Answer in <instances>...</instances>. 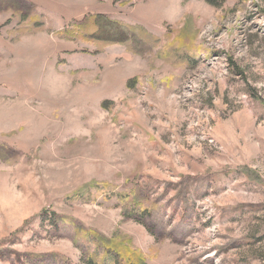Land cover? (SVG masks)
Listing matches in <instances>:
<instances>
[{
	"label": "rangeland",
	"instance_id": "374dc122",
	"mask_svg": "<svg viewBox=\"0 0 264 264\" xmlns=\"http://www.w3.org/2000/svg\"><path fill=\"white\" fill-rule=\"evenodd\" d=\"M0 264H264V0H0Z\"/></svg>",
	"mask_w": 264,
	"mask_h": 264
},
{
	"label": "trees",
	"instance_id": "16d2710c",
	"mask_svg": "<svg viewBox=\"0 0 264 264\" xmlns=\"http://www.w3.org/2000/svg\"><path fill=\"white\" fill-rule=\"evenodd\" d=\"M211 3H213V2H211Z\"/></svg>",
	"mask_w": 264,
	"mask_h": 264
}]
</instances>
